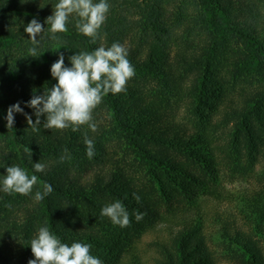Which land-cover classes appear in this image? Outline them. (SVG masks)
Returning a JSON list of instances; mask_svg holds the SVG:
<instances>
[{"label": "trees", "instance_id": "1", "mask_svg": "<svg viewBox=\"0 0 264 264\" xmlns=\"http://www.w3.org/2000/svg\"><path fill=\"white\" fill-rule=\"evenodd\" d=\"M56 3L0 0V161L38 177L34 196L43 183L53 189L25 212L28 223L48 227L69 246L90 244L102 264H144L137 244L154 230L166 235L150 241L155 264H214L202 215L192 216L180 202H191L192 187L223 166L246 173L263 162L264 179V0H107L95 43L78 32L74 16L58 41L48 37L45 20ZM34 18L45 27L38 37V52L44 53L29 68L7 64L10 46L27 34L24 28ZM113 43L127 50L135 75L125 91L105 95L94 109L95 132L88 125L75 132L45 129L44 116L33 131L21 113H14L13 128L6 127L7 109L17 102L35 122L34 109L26 104L56 83L50 67L60 54L71 67L70 56ZM170 98H181L189 125L177 119ZM85 136L94 141L91 159ZM113 142L125 147L130 162L142 165L143 184L117 162L105 167L113 160ZM84 158L102 166L90 180L64 177L56 169ZM37 162L46 166L43 172L34 171ZM179 190L184 199L178 200L177 213L173 202ZM263 190L246 202L249 216L240 224L232 214L218 217L220 239L235 264H264ZM117 200L129 214L127 227L101 216L103 207L96 204ZM137 211L143 214L139 221ZM7 257L0 248V264H10Z\"/></svg>", "mask_w": 264, "mask_h": 264}, {"label": "clouds", "instance_id": "2", "mask_svg": "<svg viewBox=\"0 0 264 264\" xmlns=\"http://www.w3.org/2000/svg\"><path fill=\"white\" fill-rule=\"evenodd\" d=\"M109 7L107 0L95 3L94 0H58L52 15L45 20L48 37L58 41L57 34L68 31L69 17L74 16L78 32L95 43ZM44 31L45 27L35 18L25 26L24 32L32 44L29 48V57L38 58L44 53L38 52L40 40L37 39ZM127 55V50L121 44L113 43L107 48L100 46L92 52L70 56L71 67H68L65 66L63 54H60L50 67V74L56 83L42 94L33 95L26 104L27 107L34 109L35 122L30 115L23 112L17 102L7 109L6 127L13 128L14 113H21L25 115L26 122L33 131H39L40 117L44 116L45 129L71 128L75 132L81 126L88 125L90 130L95 132L97 125L92 122L94 109L105 95L125 91L127 81L135 75V69ZM84 143L87 157L93 158L94 141L85 136ZM45 167L40 162L33 164L35 172H43ZM37 182L36 175L29 176L27 171L19 166H8L0 190L8 194L29 195ZM52 191L50 184L43 183V191H37L34 199L44 200ZM133 198L139 203L138 195L134 193ZM100 214L108 217L114 225L127 227L130 224L129 214L119 200L104 206ZM142 218L143 214L137 211L136 220ZM30 248L33 259L28 260L27 264H102L99 258L91 255L90 244L74 242L69 246L62 243L46 226L38 229L37 235L30 241Z\"/></svg>", "mask_w": 264, "mask_h": 264}, {"label": "rangeland", "instance_id": "3", "mask_svg": "<svg viewBox=\"0 0 264 264\" xmlns=\"http://www.w3.org/2000/svg\"><path fill=\"white\" fill-rule=\"evenodd\" d=\"M18 38V39H17ZM27 34H19L16 36L15 43L10 46V54H7V64L15 66L18 64L21 67H30L31 63L37 58L29 57V48L32 47ZM37 39H39L37 37ZM41 48V40H40ZM39 48V49H40ZM38 49V50H39ZM41 53V52H39ZM181 98H170L171 110L174 111L175 116L183 123L189 125L188 110L183 107ZM186 121V122H185ZM217 140L221 139V130H215ZM0 141L1 136H0ZM6 146L5 143H2ZM1 145V142H0ZM114 142L109 146L110 155L113 160L104 165L117 166L115 162L121 165L129 178L144 183L142 178L144 169L141 164L136 161L130 162L128 153L124 146H116ZM220 153V151H219ZM77 161L80 158H76ZM46 162H49L46 161ZM12 166L0 161V188H2V181L6 175V168ZM56 166V164H55ZM263 162L258 163L254 171L247 170L246 173L232 172L226 167L220 168L215 174L208 173L206 177H201L200 181L192 187L191 202H180V205L189 209L188 213L192 216L193 213L202 215L204 222V231L207 236L208 245L214 255V264H235L230 256L226 255L225 244L220 239L219 227L220 223L218 217L225 215H234L240 224L246 216H249L246 202L252 195L258 193L260 189H264V179L262 178ZM64 177L75 178L80 181L90 180L94 173L99 172L102 166L89 159H81L79 162H73L71 159L64 161L60 167H56ZM215 182V186L210 184ZM210 186V187H208ZM264 191V190H263ZM183 193L179 190L176 193V198L173 206L178 205V200H183ZM4 197V198H3ZM181 203H185L182 205ZM35 204L34 195H20L17 193L8 194L0 190V248L3 253L7 254L10 264H27L28 260L33 259L30 241L37 235L38 229L42 227L41 224L32 222L28 223L29 217H26L25 212ZM101 208L110 205L108 202H96ZM76 205L79 206L77 203ZM179 206V205H178ZM165 205L161 206V212ZM180 208V207H179ZM179 208L174 209L179 213ZM158 223V221H156ZM155 223V224H156ZM157 226V225H156ZM157 234L161 237L166 236L165 233L159 231H149L144 233L137 244V254L140 256L144 264H155L156 253L150 246V241L153 240Z\"/></svg>", "mask_w": 264, "mask_h": 264}]
</instances>
